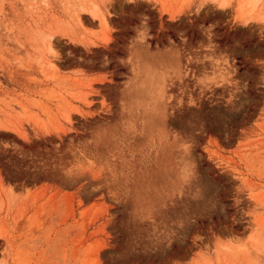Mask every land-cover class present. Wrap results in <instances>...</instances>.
Wrapping results in <instances>:
<instances>
[{"label": "rangeland", "instance_id": "obj_1", "mask_svg": "<svg viewBox=\"0 0 264 264\" xmlns=\"http://www.w3.org/2000/svg\"><path fill=\"white\" fill-rule=\"evenodd\" d=\"M0 264H264V0H0Z\"/></svg>", "mask_w": 264, "mask_h": 264}, {"label": "bare ground", "instance_id": "obj_2", "mask_svg": "<svg viewBox=\"0 0 264 264\" xmlns=\"http://www.w3.org/2000/svg\"><path fill=\"white\" fill-rule=\"evenodd\" d=\"M102 18H103V21H106L104 16H103ZM49 43H51V42H49ZM50 45H51V44H50ZM49 47H50V46H49Z\"/></svg>", "mask_w": 264, "mask_h": 264}]
</instances>
